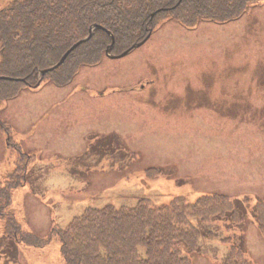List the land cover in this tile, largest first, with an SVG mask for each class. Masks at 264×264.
Wrapping results in <instances>:
<instances>
[{
  "label": "rangeland",
  "instance_id": "1",
  "mask_svg": "<svg viewBox=\"0 0 264 264\" xmlns=\"http://www.w3.org/2000/svg\"><path fill=\"white\" fill-rule=\"evenodd\" d=\"M12 1L0 0V10ZM251 4L249 14L227 24L187 28L169 16L131 53L115 59L106 50L101 62L82 66L65 86L44 80L40 70L36 84L0 101V123L12 127L10 136L0 131V186L17 166H27L26 184L11 190L3 211L46 237L89 208H134L143 198L162 207L175 196L195 202L223 194L245 204L243 223L202 225L193 218L203 235L190 259L223 264L230 245L221 240L241 236L248 258L264 264V236L251 213L264 196L261 93L253 92L250 108L231 119L199 101L223 97L214 82L204 86V73L212 70L216 78L230 71L231 79L216 82L236 80L239 96L264 66V1ZM231 58L234 67H228ZM151 168L160 172L149 176ZM210 231L215 239L207 237ZM0 264L65 263L58 239L28 247L4 237L0 220Z\"/></svg>",
  "mask_w": 264,
  "mask_h": 264
},
{
  "label": "trees",
  "instance_id": "2",
  "mask_svg": "<svg viewBox=\"0 0 264 264\" xmlns=\"http://www.w3.org/2000/svg\"><path fill=\"white\" fill-rule=\"evenodd\" d=\"M253 0H13L0 10V76L25 79L0 80V101L19 96L28 84L39 81V71L54 66L81 39L92 37L72 51L65 62L44 75L58 86L67 85L82 66L101 62L115 37L113 54H120L144 40L167 17L192 28L201 22L226 24L252 10ZM264 1V0H255ZM11 135L12 127L0 123ZM152 170L160 172L156 168ZM27 166H17L0 186V220L4 237L33 248L60 241L65 264H193L190 256L200 248L202 231L192 224L214 221L243 223L246 209L240 200L213 193L192 202L175 196L168 205L156 207L141 199L134 208H89L66 228L53 226L46 237L26 231L12 214V189L26 184ZM2 184V183H1ZM264 236V196L251 211ZM209 239L216 233L208 232ZM230 245L223 264H254L246 255L243 238L221 240Z\"/></svg>",
  "mask_w": 264,
  "mask_h": 264
},
{
  "label": "flooded vegetation",
  "instance_id": "3",
  "mask_svg": "<svg viewBox=\"0 0 264 264\" xmlns=\"http://www.w3.org/2000/svg\"><path fill=\"white\" fill-rule=\"evenodd\" d=\"M232 59V58H231ZM230 59V61H231ZM235 60L228 65V67H234ZM226 67V65L224 66ZM257 67H262L254 71L250 81L251 86L245 93H240L238 96V89L236 80L235 83L229 84V85H220L216 82V79L226 78L231 79L232 73L230 71H227L225 73L219 74L218 77L214 78L213 71L210 70V74L204 73L203 83L204 86L207 88H211V84L214 82L215 85H217V90H214V92H218V94H223L222 98H211L210 96H204L201 100H199L201 103L205 101V105L203 107H206L207 109H210L214 113H218L223 116H229L230 119L232 118V115H236L237 109H240L242 111L247 110L250 108L252 102V94L253 92L261 93V99L262 103L264 104V87L260 88V85L262 83V86H264V66L258 65ZM234 70V68H233ZM235 71V70H234ZM214 79V80H213ZM214 85V86H215ZM237 97H241L243 99L242 101V107H239L236 105L238 104ZM234 117V116H233Z\"/></svg>",
  "mask_w": 264,
  "mask_h": 264
},
{
  "label": "water",
  "instance_id": "4",
  "mask_svg": "<svg viewBox=\"0 0 264 264\" xmlns=\"http://www.w3.org/2000/svg\"><path fill=\"white\" fill-rule=\"evenodd\" d=\"M96 28L104 29V28H103L102 26H100V25H95V26L91 27V29H90V35H89L88 37H86V38L82 39L81 41L75 43V44H74V45H73V46H72V47H71V48H70V49H69V50L63 55V57L61 58V60H60L55 66H53V67H51V68H49V69H47V70L42 71V74H45V73L48 72V71H52V70H54L55 68H57V67H59L60 65H62V64L64 63V61L67 59L68 55H69L73 50H75L79 45H81L82 43H84L85 41H87V40H89V39L91 38V36H92V34H93V31H94ZM108 33L110 34V32H108ZM112 40H113V43H112V46H113L114 43H115V38H114L113 35H112ZM145 41H146V40L142 41V42L139 43V44L134 45L133 48L143 45V44L145 43ZM111 50H112V47H111V48H108V49H107V53H110ZM128 52H129V50H128V51H125L123 54H121V55H119V56H112V57H113V58H120V57L126 55ZM109 55H110V54H109ZM0 80H12V78H10V77H6V76H0ZM16 80H19V79H16ZM21 80L24 81V79H21Z\"/></svg>",
  "mask_w": 264,
  "mask_h": 264
}]
</instances>
